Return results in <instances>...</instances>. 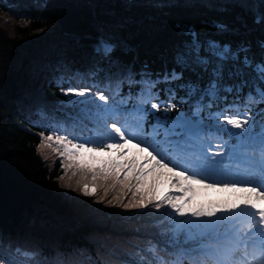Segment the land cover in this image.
I'll return each mask as SVG.
<instances>
[{
	"label": "trees",
	"instance_id": "obj_1",
	"mask_svg": "<svg viewBox=\"0 0 264 264\" xmlns=\"http://www.w3.org/2000/svg\"><path fill=\"white\" fill-rule=\"evenodd\" d=\"M211 22L223 23L227 31ZM177 24L233 49L247 41L261 58L256 42L264 39V25L254 24L239 0H0V250L69 256L127 238L147 243L159 235L150 221L130 219L137 208L123 207L133 199L127 189L108 186L105 193L98 186L85 196L76 183L80 174L65 171L63 158L52 149L39 148V134H65L79 123V105L68 101L83 97L65 96L62 87L88 86L91 97L120 88L118 83L149 88L129 81L139 80L145 65L150 74L172 67L162 53L185 39L177 35ZM102 32L118 43L111 64L93 55ZM176 92L180 98L185 90ZM131 152L129 146L124 159ZM108 160L86 162L98 166ZM87 182L91 188L90 176ZM31 219L37 224L26 225Z\"/></svg>",
	"mask_w": 264,
	"mask_h": 264
},
{
	"label": "snow or ice",
	"instance_id": "obj_2",
	"mask_svg": "<svg viewBox=\"0 0 264 264\" xmlns=\"http://www.w3.org/2000/svg\"><path fill=\"white\" fill-rule=\"evenodd\" d=\"M239 6L253 14L254 24L264 25V12L260 11L264 7V0H239ZM211 26L221 32L227 31V26L223 23L211 22ZM175 28L177 35L185 39L177 40L162 53L165 61H170L172 67L159 74H150L145 65L144 75L139 80L130 79L129 82L149 85L148 91L153 95H158V91L163 90L158 89L159 85H169L167 92L171 99L176 97L177 89L185 90V95L180 99L186 103L198 97L196 106L190 110L191 115L187 112L180 113L177 103L171 102V99L162 109L159 103H151V109L156 112L175 111L177 115L154 116L156 123L151 125L149 142L128 133L126 129L122 130V126H117L118 122L109 123L104 118L115 110L107 107L109 98L102 92L89 100L87 94L91 91L90 87L77 88L70 85L68 88H61L65 96L85 97L78 101H68L70 105L84 106L77 115L83 126L81 134L65 131V134L45 136L41 132L39 148L52 149L66 161H62L61 165L65 171L73 169L74 176L80 174L81 180L76 183L82 185L80 190L85 196L94 195L98 186L104 187L105 193L108 186H119L122 191H130L133 198L123 205L124 208L154 205L159 211L161 207L167 206L177 216L190 217L186 222H179L176 233L186 232L183 243L188 246L191 241L192 254L197 257L194 264H207L209 260L212 264H264V108L257 107L264 104V39L256 42L261 57L257 60L256 53L251 50L252 45L247 41L233 49L230 44L214 39L201 40L199 34L186 25L177 24ZM117 46L118 43L112 37L102 32L94 45L93 55L100 61L111 64L115 59L113 53ZM185 72L195 76V81L186 79L183 75ZM154 89L158 91L152 92ZM245 89L251 90L242 96L241 92ZM228 94L234 97L232 102H227ZM97 99L104 102V106L95 105ZM90 105H95V113L91 111ZM205 109H208L206 115H201ZM135 111L141 122L149 112L139 106ZM92 121H96L98 125L102 122L103 126L97 127L96 139H83L88 132V122ZM137 127H140L139 123ZM109 128L111 133L108 132ZM231 129L239 131L233 132ZM55 131L61 129L56 128ZM212 134L229 138L222 146L217 145L220 151H210V142L205 146L204 137ZM117 137L119 142H106L116 141ZM232 139L243 145L245 151L242 156L237 157L234 153L233 146L229 143ZM133 140L136 141L134 147L138 152L147 154L141 157L143 164L135 157L124 162L116 159L102 161L98 166L86 162L96 160L97 157H86L85 154L102 153L106 149L115 150L117 157L123 159L127 155L125 146ZM141 144L144 146L141 147ZM241 159L245 162L246 169L259 173L260 183L253 186L251 179H244L233 170L234 167L239 168ZM89 176L91 188L87 182ZM207 180H211V183H205ZM168 185L180 194L163 191L162 188ZM196 185L234 195L224 201L198 203L195 200L198 191ZM240 209H250L258 217V222L250 226L243 237L232 243H222L229 241L235 230L219 231L211 223L212 218L220 219L221 214H234ZM233 219L234 217H230L228 223H232ZM248 238H251V244ZM3 240L4 235L0 233V242ZM173 243H180L175 235ZM35 255L34 251L17 248L16 256L10 255L8 261L0 258V264H38L33 260ZM67 256V253H57L51 264H72ZM90 264H101V261L97 258L90 260ZM111 264L137 262L124 259L113 251Z\"/></svg>",
	"mask_w": 264,
	"mask_h": 264
},
{
	"label": "rangeland",
	"instance_id": "obj_3",
	"mask_svg": "<svg viewBox=\"0 0 264 264\" xmlns=\"http://www.w3.org/2000/svg\"><path fill=\"white\" fill-rule=\"evenodd\" d=\"M44 214H45V218H48V212L47 211H44ZM33 224H37V222H36V220H34L32 223H30V224H28V222H27V224L26 225H28V226H30V225H33Z\"/></svg>",
	"mask_w": 264,
	"mask_h": 264
},
{
	"label": "bare ground",
	"instance_id": "obj_4",
	"mask_svg": "<svg viewBox=\"0 0 264 264\" xmlns=\"http://www.w3.org/2000/svg\"><path fill=\"white\" fill-rule=\"evenodd\" d=\"M41 216L43 217V218H45V214H44V211H41Z\"/></svg>",
	"mask_w": 264,
	"mask_h": 264
},
{
	"label": "water",
	"instance_id": "obj_5",
	"mask_svg": "<svg viewBox=\"0 0 264 264\" xmlns=\"http://www.w3.org/2000/svg\"><path fill=\"white\" fill-rule=\"evenodd\" d=\"M33 222V220L31 219L29 222H28V224H30V223H32Z\"/></svg>",
	"mask_w": 264,
	"mask_h": 264
}]
</instances>
